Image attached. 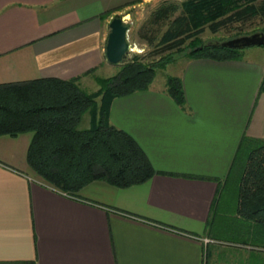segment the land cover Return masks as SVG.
I'll return each mask as SVG.
<instances>
[{"label":"crops","instance_id":"obj_1","mask_svg":"<svg viewBox=\"0 0 264 264\" xmlns=\"http://www.w3.org/2000/svg\"><path fill=\"white\" fill-rule=\"evenodd\" d=\"M135 3L0 0V84L80 77L98 90L115 66L110 22ZM178 77L184 105L153 84L111 104L156 170L141 184L66 194L30 167L33 133L0 136V264H264V229L238 201L212 212L243 137L264 139V60L186 56Z\"/></svg>","mask_w":264,"mask_h":264},{"label":"trees","instance_id":"obj_2","mask_svg":"<svg viewBox=\"0 0 264 264\" xmlns=\"http://www.w3.org/2000/svg\"><path fill=\"white\" fill-rule=\"evenodd\" d=\"M257 21L264 32V0H159L137 31L150 50L126 56L114 75L96 77L98 90L86 91L80 77L0 84V136L33 133L30 167L45 184L69 195L94 181L122 188L144 183L156 170L139 143L110 123L113 100L148 89L176 52L218 61L242 58L240 49L205 42L201 35L207 28L240 31ZM166 87L177 104H185L180 77L168 76ZM87 113L90 124L82 128ZM224 194L238 201L243 218L264 229V139L243 137L213 214Z\"/></svg>","mask_w":264,"mask_h":264},{"label":"rangeland","instance_id":"obj_3","mask_svg":"<svg viewBox=\"0 0 264 264\" xmlns=\"http://www.w3.org/2000/svg\"><path fill=\"white\" fill-rule=\"evenodd\" d=\"M138 0H133L136 2ZM159 0H142V3L139 5L135 3L131 5L127 10L124 11L123 16L125 17V21L130 27L129 30V42L133 50L127 55V58H131L134 54L146 53L150 50L146 43L140 40L137 36L138 28L141 23L146 19L149 15L150 9L154 6ZM178 2L184 0H177ZM149 4H151L149 6ZM120 16V15H116ZM115 17V16H114ZM124 18V17H123ZM262 25L260 22H254L253 24L247 25L243 27L242 30H221L218 33H212L208 28L201 35L202 40L205 42L218 40V41H226L232 38L240 37L243 35H250L253 33L261 32ZM237 32H239L237 34ZM188 51V49H187ZM241 57L250 58L255 60H264V47L263 45L251 46L240 49ZM175 60L169 63L167 66L158 68L156 71L155 81L153 85L158 88H163L166 85V80L168 76H179L181 71L183 70V66L186 59L185 52L183 53H174ZM120 65L111 66L110 70H106L102 72L103 77H109L116 74L119 71ZM96 84V83H95ZM82 87L88 91L93 92L95 87H91L90 85H82ZM89 113L85 114L83 121L81 123L82 128H86L89 126ZM229 194V193H228ZM223 200H230V195L224 194ZM208 242V241H207Z\"/></svg>","mask_w":264,"mask_h":264},{"label":"water","instance_id":"obj_4","mask_svg":"<svg viewBox=\"0 0 264 264\" xmlns=\"http://www.w3.org/2000/svg\"><path fill=\"white\" fill-rule=\"evenodd\" d=\"M110 28L106 44V57L109 63L118 66L123 63L124 58L132 51L129 42L130 27L123 17L115 16L110 22ZM219 43L222 46L234 49L264 45V32L243 35Z\"/></svg>","mask_w":264,"mask_h":264},{"label":"built area","instance_id":"obj_5","mask_svg":"<svg viewBox=\"0 0 264 264\" xmlns=\"http://www.w3.org/2000/svg\"><path fill=\"white\" fill-rule=\"evenodd\" d=\"M131 50H133V48L130 46Z\"/></svg>","mask_w":264,"mask_h":264}]
</instances>
